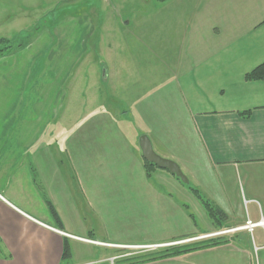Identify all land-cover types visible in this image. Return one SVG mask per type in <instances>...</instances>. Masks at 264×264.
Instances as JSON below:
<instances>
[{
  "label": "crops",
  "instance_id": "0c3cea01",
  "mask_svg": "<svg viewBox=\"0 0 264 264\" xmlns=\"http://www.w3.org/2000/svg\"><path fill=\"white\" fill-rule=\"evenodd\" d=\"M149 6V16L85 20L80 52L38 51L51 79L47 56L73 60L58 84L22 80L33 95L22 130L13 109L0 131V264H264V225L237 229L264 221V80L245 79L264 63V0ZM143 136L188 184L158 168L146 174ZM242 201L250 213L230 222ZM211 233L220 234L197 239Z\"/></svg>",
  "mask_w": 264,
  "mask_h": 264
},
{
  "label": "rangeland",
  "instance_id": "374dc122",
  "mask_svg": "<svg viewBox=\"0 0 264 264\" xmlns=\"http://www.w3.org/2000/svg\"><path fill=\"white\" fill-rule=\"evenodd\" d=\"M152 1L154 0H0V21H3L6 17L8 18V16H11L8 19H13L12 24L0 22V37H5V39L8 40V44H0V52H3V55L0 53V131H6L5 125L7 121L11 120V116L9 120H6V117L13 109V114H17L18 116L12 119L14 123L16 122V126L13 130H22L21 119L23 111L28 105L27 98L28 96L33 97L32 94H28L31 92L29 90L30 86L26 88L25 85L21 84L23 82L22 80H24V82L29 81L28 84L32 85L34 79L36 82L43 76H47L45 78L46 82L51 79L48 78L46 70L43 71L44 68L39 67L42 61L37 57L38 51H43L44 48H46L48 52L51 48L50 51L52 53L54 47H71L74 52H80V47L77 46L79 39L78 42L76 40L77 37H80L81 41L84 39L81 36H84L85 32V20L91 21L90 19H92L95 21L96 16L102 20L101 17L103 12L115 16L117 19H119V17L125 19L123 21H126L131 16H149L152 10L149 5H151ZM113 2H115V5ZM110 3L114 6L110 7ZM120 3H122V5ZM5 4H8V6L3 9L2 6H5ZM138 4H142V6L139 8ZM103 5L106 7L103 8ZM5 9L7 10V14H5ZM10 10H12L11 14H9ZM92 15L93 17L90 18ZM81 21L84 22V24ZM81 23L83 24L82 26ZM71 42H73V45ZM7 48L10 49L5 53V49ZM18 48H25L21 51L25 54L19 55L14 53ZM72 58L73 57H70L69 54L65 56H54L53 54L47 56L46 68L56 70L52 72L54 74L53 79H51L52 83L58 84L59 80L64 79L67 75L66 70L68 65L73 60ZM18 63L20 65L24 64L26 68L18 72ZM7 64L15 66L6 68ZM27 67L30 69L29 73ZM48 90L50 89H47L46 96H48ZM46 96L44 98H46L45 105L47 109L49 108V104L48 97ZM16 97L18 98V104L15 107L16 103L14 100ZM36 102L37 101L34 102L33 99H30L29 106L36 104ZM50 112L51 109L46 112L48 119L50 117ZM178 181L180 182V180ZM250 211L251 207H247L244 201H242L241 207H238L235 216L229 217V221H240L244 215L250 213ZM198 219L199 217L196 216V220ZM207 219L212 221L216 220L224 224L222 217L219 216H207ZM248 221L249 220H246L243 226L237 229H244ZM257 223L254 224L257 225ZM224 225L229 226L230 224L225 223ZM212 234L214 233L209 235ZM124 252L125 251L122 250L110 251V253Z\"/></svg>",
  "mask_w": 264,
  "mask_h": 264
},
{
  "label": "trees",
  "instance_id": "16d2710c",
  "mask_svg": "<svg viewBox=\"0 0 264 264\" xmlns=\"http://www.w3.org/2000/svg\"><path fill=\"white\" fill-rule=\"evenodd\" d=\"M8 41H4V40H0V44L1 43H5L7 44ZM10 48H7L5 50H8ZM245 79L247 81H261L264 80V63L258 65L257 67H255L252 71H250L249 73L246 74ZM144 168L146 171V174L148 176H150L151 172L156 168L154 165L147 163L144 161ZM194 194L196 195V197L202 202V204L206 207L207 210L212 211L211 206L205 201L203 200V198L197 193V191L195 189H191ZM50 211L52 213V215L55 217L54 211L51 207ZM217 212V211H214ZM219 214V213H217ZM220 242H205L202 243L201 245H196V246H191V245H184V246H178V247H171L167 250H164L163 252L160 253V255H157L155 257H152L148 260H158V259H164V258H171V257H177L195 250H199V249H203V248H207V247H211V246H215L218 245ZM63 258H69V249L66 246V244L63 247ZM133 260V259H131ZM129 261V260H128ZM144 262V261H143ZM127 264H136L134 262H129Z\"/></svg>",
  "mask_w": 264,
  "mask_h": 264
},
{
  "label": "water",
  "instance_id": "95a60500",
  "mask_svg": "<svg viewBox=\"0 0 264 264\" xmlns=\"http://www.w3.org/2000/svg\"><path fill=\"white\" fill-rule=\"evenodd\" d=\"M142 158L145 162L154 165L160 170L167 171L172 176L179 179L183 184H188V180L182 173L181 169L173 161L159 157L152 149L149 139L145 136L139 139Z\"/></svg>",
  "mask_w": 264,
  "mask_h": 264
},
{
  "label": "built area",
  "instance_id": "2783aa9c",
  "mask_svg": "<svg viewBox=\"0 0 264 264\" xmlns=\"http://www.w3.org/2000/svg\"><path fill=\"white\" fill-rule=\"evenodd\" d=\"M261 221H263V220H261ZM259 222V223H257V225H261L262 224V222ZM256 224H254V223H252L251 221H248L247 222V224H246V226H245V228L247 229V230H249V231H252V228L253 227H255V226H257ZM233 231H235V230H233ZM220 233H214V234H212V235H206V236H202V237H199L198 239H203V238H208V237H210V236H215V235H219ZM85 242H88V243H94V244H99V245H103V244H101V243H97V242H94V241H86V240H84ZM188 242V241H187ZM183 243H185V241H179V242H176V243H173V245H179V244H183ZM145 249H148V250H150L151 248H145ZM115 258H111L110 259V263L112 264V262H113V260H114Z\"/></svg>",
  "mask_w": 264,
  "mask_h": 264
},
{
  "label": "bare ground",
  "instance_id": "6f19581e",
  "mask_svg": "<svg viewBox=\"0 0 264 264\" xmlns=\"http://www.w3.org/2000/svg\"><path fill=\"white\" fill-rule=\"evenodd\" d=\"M262 222V224L261 225H264V221H261ZM261 225H257V226H261Z\"/></svg>",
  "mask_w": 264,
  "mask_h": 264
}]
</instances>
